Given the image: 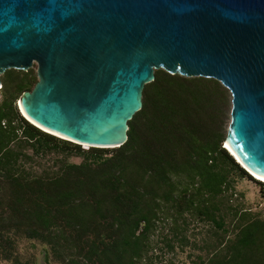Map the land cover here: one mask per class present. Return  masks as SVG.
Instances as JSON below:
<instances>
[{
	"label": "trees",
	"instance_id": "trees-1",
	"mask_svg": "<svg viewBox=\"0 0 264 264\" xmlns=\"http://www.w3.org/2000/svg\"><path fill=\"white\" fill-rule=\"evenodd\" d=\"M154 75L128 120L127 140L113 148L76 144L31 124L17 100L34 88L37 72L1 75L2 259L29 264L16 257L22 236L45 244L46 260L61 264H142L157 235L170 250L188 245L196 220L206 229L195 264H264V218L233 200L236 175L262 191L264 183L224 147L231 93L213 78ZM62 153L81 161L56 156ZM51 155L55 169L26 166Z\"/></svg>",
	"mask_w": 264,
	"mask_h": 264
},
{
	"label": "water",
	"instance_id": "water-1",
	"mask_svg": "<svg viewBox=\"0 0 264 264\" xmlns=\"http://www.w3.org/2000/svg\"><path fill=\"white\" fill-rule=\"evenodd\" d=\"M33 63L20 114L21 99L59 138L99 148L127 140L156 69L213 78L231 93L225 140L264 173V0H0V88Z\"/></svg>",
	"mask_w": 264,
	"mask_h": 264
},
{
	"label": "rangeland",
	"instance_id": "rangeland-1",
	"mask_svg": "<svg viewBox=\"0 0 264 264\" xmlns=\"http://www.w3.org/2000/svg\"><path fill=\"white\" fill-rule=\"evenodd\" d=\"M30 68H33L37 72L36 63H33ZM229 123L230 119H228L227 127ZM56 156L67 157L69 162L79 163L81 161V158L73 153H62ZM47 157L35 159L26 166L29 170L36 173H42L52 166L55 169L57 166H55L53 162L54 155ZM232 193L235 204L250 209L252 212H258L260 216L264 218V191H262L257 183L236 175L235 187ZM205 229L206 227H204L203 223L196 220L191 221L188 224L186 232L188 236V245H176L174 250H170L165 245L162 236H155L153 249L142 264H195L194 262L197 261V255H203L205 252L201 247L203 245V238L205 237ZM163 232H168L167 226ZM195 243L197 245H195ZM46 247L47 246L40 241L20 236L17 238L16 257L29 264H61L51 257L46 260ZM13 262L14 259L4 260L0 257V264H13Z\"/></svg>",
	"mask_w": 264,
	"mask_h": 264
},
{
	"label": "bare ground",
	"instance_id": "bare-ground-1",
	"mask_svg": "<svg viewBox=\"0 0 264 264\" xmlns=\"http://www.w3.org/2000/svg\"><path fill=\"white\" fill-rule=\"evenodd\" d=\"M19 104H20V108L23 112V114L25 115V117L27 118V120L41 128L43 131L47 132V133H50V134H53L55 136H58V137H63L61 135H59L57 132H54L52 130H49L45 127H43L42 125L38 124L37 122H35L26 112L24 106H23V103H22V100L20 99L19 100ZM64 138V137H63ZM121 142V141H120ZM120 142H117V143H99V144H96V145H101V146H104V147H114L116 145H118ZM224 145L226 146V148L229 150V152L235 157L236 161H238L244 168H246L256 179L262 181L264 183V173L262 172H259L258 170H256L254 167H252L251 165H249V163L238 153V151L232 146L230 140H225L224 141ZM88 144H83V146H87ZM89 147V146H88Z\"/></svg>",
	"mask_w": 264,
	"mask_h": 264
}]
</instances>
